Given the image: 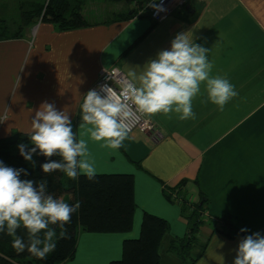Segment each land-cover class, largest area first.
Returning <instances> with one entry per match:
<instances>
[{
	"label": "crops",
	"instance_id": "crops-1",
	"mask_svg": "<svg viewBox=\"0 0 264 264\" xmlns=\"http://www.w3.org/2000/svg\"><path fill=\"white\" fill-rule=\"evenodd\" d=\"M85 1L71 3L83 14ZM101 5L110 14L130 8L112 0ZM178 33L208 49L210 74L228 79L238 95L220 111L201 103L202 85L192 102L195 119L154 115L155 133L134 130L118 150L89 141L96 174L132 175V227L125 233L80 231L73 257L58 264L120 259L123 240L138 237L144 213L168 223L158 247L160 264H186L169 246L187 234L186 206L202 199V218L212 219L213 226H200L198 237L206 244L193 264H233L243 236L219 231L224 216L248 235H264V0H191L160 22L145 13L63 31L38 20L22 37L0 39V140L28 135L30 120L45 101L68 112L78 134L83 96L100 70L116 65L132 82L129 73L139 74Z\"/></svg>",
	"mask_w": 264,
	"mask_h": 264
},
{
	"label": "clouds",
	"instance_id": "clouds-1",
	"mask_svg": "<svg viewBox=\"0 0 264 264\" xmlns=\"http://www.w3.org/2000/svg\"><path fill=\"white\" fill-rule=\"evenodd\" d=\"M207 53L208 49L194 43L186 33H178L170 47L159 51L139 74L129 73L132 82L119 95L107 87L102 89L103 95L92 89L83 96L78 134L73 131L68 112L42 102L30 120L28 138L32 147L19 144V154L26 161H32L33 154L59 157L40 165L46 175L59 171L71 180L80 175L92 180L97 170L89 141L118 150L128 138V121L134 112L169 118L175 113L180 121L195 119L192 102L202 85L205 97L201 103L210 102L223 111L238 93L228 79L210 74L213 64ZM22 175L27 176V170L0 161V232L13 237L12 248L17 254L27 251L43 260L55 250L57 241L66 237L65 226L80 203L69 204L49 193L46 179H22ZM21 228L26 239L17 235ZM235 252L233 264H264V235L256 232L243 236Z\"/></svg>",
	"mask_w": 264,
	"mask_h": 264
},
{
	"label": "trees",
	"instance_id": "trees-1",
	"mask_svg": "<svg viewBox=\"0 0 264 264\" xmlns=\"http://www.w3.org/2000/svg\"><path fill=\"white\" fill-rule=\"evenodd\" d=\"M81 1L83 2V0ZM112 1L130 5V8L124 13H114L111 18L101 21L86 19L80 13L79 4L73 5L71 0L32 2L29 4L30 9L21 10L20 24L14 32L8 33L4 19L0 18V39L22 37L25 29L38 20L53 24L58 31L126 20L137 13V9L132 5L134 1L144 4L150 0ZM153 3L154 0H152L151 6ZM72 127L75 132L73 122ZM21 143L28 148L32 147L26 134H14L7 139H1L0 161L12 168L27 170L28 175H22V179L36 181L46 179L49 193L69 204L79 202L80 208L72 214L70 223L65 226L67 229L66 237L59 239L55 250L43 260L32 257L27 251L17 254L12 248L13 237L7 235L6 232H0V263L58 264L73 257L77 235L80 231L94 233H125L130 231L135 209L133 177L131 174H96L92 180L87 179L84 175H80L77 180H71L59 171L46 175L42 172L40 165L49 160H58L59 157L45 158L42 155L33 154L37 162L30 163L19 154L17 146ZM185 183L186 180L183 179L177 186L180 187ZM68 195L69 198H66ZM205 202L206 199H202L191 209L190 205L186 206L189 214L185 217L188 224L187 234L183 239L173 242L169 246L170 250H174L184 261L188 260L186 264H193L205 248L206 242L200 243L198 237L199 228L204 222L201 209ZM218 220L221 221L223 228H220V232L226 233L230 237L236 234L248 235L246 232L240 231L242 228L237 225L236 220L231 216H224ZM167 229L168 223L166 220L153 214L144 213L138 237L124 239L120 259L111 261L109 264H160L158 247ZM55 230L59 235L60 229L56 227ZM229 231L230 233H228ZM17 235L26 239V233L22 228L17 230ZM194 247H199V252L194 254L193 258L188 259L189 252Z\"/></svg>",
	"mask_w": 264,
	"mask_h": 264
},
{
	"label": "built area",
	"instance_id": "built-area-1",
	"mask_svg": "<svg viewBox=\"0 0 264 264\" xmlns=\"http://www.w3.org/2000/svg\"><path fill=\"white\" fill-rule=\"evenodd\" d=\"M191 0H154L153 5L150 7L149 16L155 22L164 20L173 9L186 6ZM201 2L204 0H195ZM131 83L125 73L116 65L102 68L99 72L98 78L92 85L90 90L95 89L100 92L101 95L103 88L111 87L115 95H119L122 92L123 87ZM129 133L134 130H138L143 133L153 134L156 132V123L151 117L141 115L134 112L132 117L128 121Z\"/></svg>",
	"mask_w": 264,
	"mask_h": 264
},
{
	"label": "rangeland",
	"instance_id": "rangeland-1",
	"mask_svg": "<svg viewBox=\"0 0 264 264\" xmlns=\"http://www.w3.org/2000/svg\"><path fill=\"white\" fill-rule=\"evenodd\" d=\"M46 1L47 0H0V18L4 19L7 25L8 33H12L15 30H17L20 24V12L22 9H28V8L30 9L29 4L32 2L43 3ZM106 1H111V0H86L85 2L87 3V6L83 8V15L85 16V18L90 21H101L111 18L113 14L105 12L106 11L105 7L101 5ZM151 2L152 0L142 4L134 1L132 5L134 6V8L137 9L136 15L148 13L151 7ZM98 3H100V5ZM28 162L36 163L37 162L36 157L33 155L32 161H28ZM66 198H69V196H67ZM212 224H213L212 219L209 218L204 219V226L212 227L213 226ZM200 235L202 239L205 237L203 233V229L200 230ZM198 251L199 249L192 250L191 254L189 252L188 259H190L191 257L193 258L194 254H196Z\"/></svg>",
	"mask_w": 264,
	"mask_h": 264
}]
</instances>
